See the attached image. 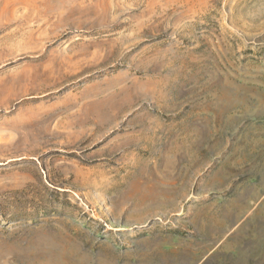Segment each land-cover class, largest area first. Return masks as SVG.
Instances as JSON below:
<instances>
[{
	"label": "rangeland",
	"instance_id": "1",
	"mask_svg": "<svg viewBox=\"0 0 264 264\" xmlns=\"http://www.w3.org/2000/svg\"><path fill=\"white\" fill-rule=\"evenodd\" d=\"M0 264H264V0H0Z\"/></svg>",
	"mask_w": 264,
	"mask_h": 264
}]
</instances>
